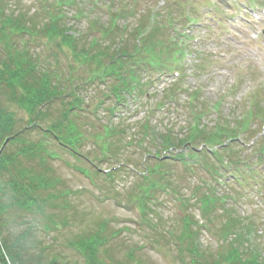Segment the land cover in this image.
<instances>
[{
    "label": "rangeland",
    "instance_id": "obj_1",
    "mask_svg": "<svg viewBox=\"0 0 264 264\" xmlns=\"http://www.w3.org/2000/svg\"><path fill=\"white\" fill-rule=\"evenodd\" d=\"M0 11L13 18L21 16L27 27L33 24L39 27L47 23L48 11L51 14L59 11L61 22L82 35L80 42L83 37L90 39V35L100 37L98 28L115 13L120 15L116 23L122 26V37L131 47L132 42H137L134 38L137 25L153 23L149 38L160 42L156 49L161 52L156 51V54L164 65L155 69L144 62L145 66L139 67L143 87L122 94L120 100L110 91L107 95L112 86L111 78L93 83L86 79L83 67L74 72L78 79L86 82L80 93L81 109H75L72 114L85 138L78 147V155L51 142L56 158H49L47 162L53 178L58 181L50 191L54 198L48 210L54 211L63 224H58L57 230L44 238L63 264H86L83 257L68 246L69 238L76 233L96 230L102 231L106 238L100 248L107 251L112 264L117 261L205 264L204 259L211 263L223 236L219 229L222 208L215 209L210 220H202L198 199L205 194L226 198L237 195L235 201L231 203L229 199L225 207L255 225L252 242L264 254V166L259 163L260 155L264 156L260 147L264 148V143L256 150L253 144L257 132L261 136L258 142L264 137V119L257 117L245 125L246 118H243L254 100L264 104V0H0ZM251 12H256L259 18H254ZM34 29L32 27L28 34L12 36L14 50L27 49L41 56L44 64L48 61L52 64L51 60L56 58L61 72L63 68L66 70L70 66L69 59ZM173 43L186 47L179 63L172 53L162 50L172 49ZM2 55H5L4 50ZM190 91L198 95L199 102L194 107L200 103L199 108L207 111L201 116L207 126L242 121L238 141L228 151L219 153L220 160L206 159V168L198 161L187 169V164L175 155L187 152V145L179 148L177 140H187L193 122L194 110L190 109L192 104L188 97L193 92ZM191 97L197 100L195 95ZM11 109L18 123L24 124V111L13 104ZM107 124L112 128L107 130L111 134L106 135L110 143L108 151L105 139L95 137L104 135ZM168 135L173 140L171 143L174 142L173 147L165 153V160L159 159L157 154L162 157L165 147L169 146L164 141ZM193 143L198 146L201 141ZM256 151L258 155L254 154ZM221 157H225L224 160L221 161ZM258 157L261 160L258 161ZM245 159L249 161L239 162ZM160 161L162 167L156 168V172L162 175L148 174V178L143 179L142 175L152 170L150 165ZM232 163L239 165L237 170L255 163L260 165L252 176L243 177L240 183L229 177L228 173L233 172L229 167ZM209 164L220 168L223 176L211 172ZM105 171L109 174L105 175ZM151 180L158 181L159 186L151 191L150 209H144L149 216L145 219L143 209L139 207L141 212L135 202L140 193L146 194ZM147 195L149 197L148 192ZM187 215L193 221L192 230L197 233L200 251L205 254V258H196L197 262L191 261L187 240L183 237L182 225ZM17 224L16 228L20 227ZM99 225L103 226L102 230ZM208 253L213 255L207 257Z\"/></svg>",
    "mask_w": 264,
    "mask_h": 264
},
{
    "label": "trees",
    "instance_id": "obj_2",
    "mask_svg": "<svg viewBox=\"0 0 264 264\" xmlns=\"http://www.w3.org/2000/svg\"><path fill=\"white\" fill-rule=\"evenodd\" d=\"M60 4L58 1V7ZM58 13L59 11L51 14L48 11L47 23L39 27L33 24L32 27L35 28V33L43 35L47 43L53 42L59 54L66 60L69 59L70 66L66 70L63 68V72L59 69L60 61L56 58L51 60L52 64L49 61L44 64L41 56L27 49L20 52L19 49L14 50V41H10L12 36L23 32L28 34L32 27L25 26L21 16L13 18L9 14H1L0 11V264H63L60 257L49 249L44 238L51 231L57 230L58 224H63V220L54 211L48 210L50 201L54 198L50 191L58 181L53 178L47 162L49 158H56V153L50 146L51 142H56L60 147L78 155V147L85 138L81 125L72 117L75 109H81L83 99L80 93L84 89L83 84H86L74 75L75 70L83 67L84 73H87L86 79L93 83L95 80L105 82L111 78L112 86L108 88L107 95L112 92L120 100L123 98L122 94L130 93L138 86L143 87L139 67H144V62L155 69L164 65L160 55L156 54L160 42L149 38L153 26L145 31L150 23L136 26L134 38L136 37L137 42H132L131 47L129 41H124L122 37V26L116 23L120 15L113 13L109 21L98 28V39L94 38L95 35H90V39L83 37V42H80L82 35L62 23V15ZM168 23L172 25L171 21ZM171 45L176 50H162L165 53L181 51L178 45ZM3 50L5 55H2ZM192 92L189 94V103L192 104L190 109L194 110L193 124L187 132V140H177V143L180 142L178 147L187 145L189 152L187 155L179 152L175 155L180 160L184 157L198 158L197 160L209 156L218 157L219 148L225 149L227 146L222 144L226 141L232 144L238 137L242 121L239 120L236 124L216 122L212 128L204 125L201 123L203 109L199 108L200 105L194 107L198 102L197 92ZM193 95L197 100L192 99ZM12 104L26 114L24 124L18 123L15 112L11 109ZM263 105L262 101L255 100L249 105L243 115L246 118L245 125L257 117L264 119ZM109 128L111 127L108 124L104 125V135H95L105 139L107 151L110 143L107 142L106 135L111 134L107 131ZM36 133L38 135L35 137ZM169 136L164 137L166 145L169 144L164 151L173 147L174 142L171 143L173 140ZM194 141H201L199 145L212 149L213 155L206 149L205 153L197 151L199 145L195 146ZM260 141L264 143V138ZM214 147H218L217 152L213 150ZM260 147L264 152V148ZM157 156L159 159L167 158V155L162 158L158 154ZM260 158L258 160L264 162V156L260 155ZM159 163L150 165L152 170L142 178L147 179L148 174L157 173L156 168L162 167V162ZM155 185V181L151 180L149 188L146 187L149 197L147 192L140 193L135 203L141 210L144 211L145 206L150 203V194ZM227 199L225 196L216 197L215 194H205L198 199V206L203 211L202 220H210L213 211L222 208V221L219 226L223 233L221 244L212 262L204 259L205 264H264L262 250L252 242L255 225L227 209ZM192 222L188 215L183 220V237L187 240L191 261L197 262L196 258H205V254L200 251L197 233L192 230ZM16 223L20 227L16 228ZM99 227L100 230L103 229L102 225ZM228 238L231 240L228 241ZM105 240L102 231L81 232L69 238L68 246L82 256L86 264H112V258L107 255V251L100 248ZM212 255L208 253L207 257ZM116 264H126V261H117Z\"/></svg>",
    "mask_w": 264,
    "mask_h": 264
}]
</instances>
